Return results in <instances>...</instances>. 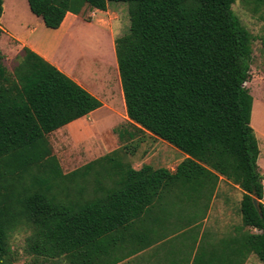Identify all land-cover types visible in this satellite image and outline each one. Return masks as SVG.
<instances>
[{
    "label": "trees",
    "instance_id": "1",
    "mask_svg": "<svg viewBox=\"0 0 264 264\" xmlns=\"http://www.w3.org/2000/svg\"><path fill=\"white\" fill-rule=\"evenodd\" d=\"M27 1L50 30L69 13L128 4L130 31L115 40L127 117L187 158L174 172L136 170L128 159L137 151L124 145L64 172L50 135L102 102L31 49L13 70L0 49V264L17 263L12 239L23 230L26 264L122 263L155 244L140 228L135 250L132 229L157 208L187 222L177 232L194 235L188 264H246L251 255L264 264V175L246 86L256 38L233 10L239 0ZM3 14L0 0V39ZM222 183L242 192V223L218 236L202 229Z\"/></svg>",
    "mask_w": 264,
    "mask_h": 264
},
{
    "label": "rangeland",
    "instance_id": "2",
    "mask_svg": "<svg viewBox=\"0 0 264 264\" xmlns=\"http://www.w3.org/2000/svg\"><path fill=\"white\" fill-rule=\"evenodd\" d=\"M249 2L251 0H239L233 6V10L256 38L253 45L251 81L246 86L254 98L252 127L256 132L260 150L264 151V7L255 12L254 5ZM4 4L1 28L5 34L0 39V49L5 56L7 67L13 70L20 49L13 36H22L30 31L35 16L30 11L27 0H4ZM80 17L84 22L75 27L68 43L64 44L63 37L55 55L59 58H67L63 63H67L70 68H74L83 78L91 82L92 86H96L98 81L105 78L108 71L111 75L114 71L116 74V65L115 70L112 71L111 67L102 60L104 56L102 53L110 52L109 55L114 63L111 38L114 37L116 40L129 33L131 24L129 5L113 3L107 12L88 8ZM62 45L64 48H61ZM84 46L87 48L86 53L93 55L95 50L99 57L87 56L83 60H74L73 53L85 48ZM80 125H83L86 131H82ZM74 127L79 128L75 137H71L65 128L49 137L54 154L59 159L64 172L79 169L124 145L130 148L129 151H137L128 159L133 165L136 161L149 159L148 163L153 167L173 171L183 157L179 150L168 143L136 131L127 116L119 117L107 108L100 109L93 117L81 120L72 126ZM124 132L127 133L121 142L119 134ZM129 134H135L133 141ZM261 170L264 175V168ZM242 196L239 189L222 183L219 198L216 201L219 226L215 227L214 231L218 236L228 234L236 225L242 223L240 213ZM29 235L30 232L23 230L13 236L12 247L17 258L16 264H26L31 261L26 250ZM247 264L263 263L256 255H251Z\"/></svg>",
    "mask_w": 264,
    "mask_h": 264
},
{
    "label": "crops",
    "instance_id": "3",
    "mask_svg": "<svg viewBox=\"0 0 264 264\" xmlns=\"http://www.w3.org/2000/svg\"><path fill=\"white\" fill-rule=\"evenodd\" d=\"M86 10H84V12H86ZM4 11H5V4H4ZM81 22L84 21L81 19L80 16L69 13L66 16L60 29L50 30L45 26L44 21L41 18L35 16L33 19V26L30 31H28L25 35L22 36H16V35L13 36L15 38V41L18 42V47H20L18 53H20L25 47L36 52L37 54L42 56L45 60L56 66L60 71H62L71 79H73L76 83H78L81 87L87 90L90 94H92L97 99H99L103 104V107L100 109L103 108L110 109L115 115L125 118V116H127V111H126L123 88H122L118 62L115 52L114 37L111 38L112 41L111 46L114 56L113 65L114 66L116 65V74L114 72V74L111 75L110 71H108L104 76L105 78L101 81H98V83H96V86H92L91 82L83 78V76L80 75L78 72H76L74 68H70V66L67 63H63L65 59L59 58L57 55H55V51L59 47L60 41L63 39V37L65 39L64 44L68 43V39L71 37L73 30L78 24H81ZM61 48H64V45H62ZM77 58L78 56H76L74 60H76ZM107 58L110 60V57L107 56ZM107 58L106 55H104L102 57V60L107 62L108 61ZM78 60H83V59H80L79 57ZM99 110L91 113L89 116L83 119L93 117ZM81 120L73 122L68 126L64 127L65 130H68L67 132L71 137H75L76 135L75 133L79 132L78 131L79 128L77 127L72 128V126L78 124ZM80 126L78 127H80L82 131H86L83 125ZM62 129L58 131H61ZM181 154H182L181 156L183 157L180 163L187 158L186 155H184L183 153ZM105 155H102L101 157ZM148 160L149 159L142 160L141 162L136 161V164L133 165L134 169L140 170L144 164L151 165L150 163H148ZM258 164L260 170L261 168H264V151L260 150V157L258 160ZM176 168H174L172 172H174ZM75 170L66 173H71ZM221 185L218 188V195L216 196V198L213 199L208 215L203 223V229H202L203 232L205 229H207L212 233H215L214 228L219 226V218L216 215V211H217L216 201L219 198ZM176 212L177 211H173L171 209H168L167 211L157 208L153 210L151 213H149L146 221L143 224L141 223L136 227V221H135L132 229L133 248L137 250L141 247L142 242L141 243L136 242L137 241L136 232L140 228H142L141 231L147 230L149 232V233L147 232L148 241L150 243L154 242L155 244L146 250L143 251L141 250L140 253L133 255L131 258L119 264H188V258L193 246L192 244L194 243V235L190 236L188 234H185L186 236L185 239H182L181 236L183 235V233H186V230H184V232L183 231L177 232V230L182 225H186L187 222L184 221V218H177Z\"/></svg>",
    "mask_w": 264,
    "mask_h": 264
},
{
    "label": "bare ground",
    "instance_id": "4",
    "mask_svg": "<svg viewBox=\"0 0 264 264\" xmlns=\"http://www.w3.org/2000/svg\"><path fill=\"white\" fill-rule=\"evenodd\" d=\"M87 46V45H86ZM85 47V46H84ZM98 48V47H97ZM86 47L85 48H83V49H80V50H78L77 51V53L76 52H74L73 53V55L76 57V56H78V58L76 59V60H78L79 59V57H80V59H84V57H86L87 58V56L89 57V58H94V57H99L98 56V54H97V52L95 51V50H93V55H90V53L88 54V53H86ZM109 53L110 52H105V53H102V54H104V55H106V58H107V56L108 57H110V60L107 58V65H109L110 67H111V69H112V71L113 70H115V67H114V63H113V60L111 59V55H109ZM71 58V57H70ZM70 58L68 59V61L70 60ZM67 58H65V60H66ZM74 59V58H73ZM103 62V61H102ZM105 62V61H104ZM115 72V71H114Z\"/></svg>",
    "mask_w": 264,
    "mask_h": 264
},
{
    "label": "water",
    "instance_id": "5",
    "mask_svg": "<svg viewBox=\"0 0 264 264\" xmlns=\"http://www.w3.org/2000/svg\"><path fill=\"white\" fill-rule=\"evenodd\" d=\"M254 204H255L256 209H257L258 211H260V202H259L257 199H255V200H254Z\"/></svg>",
    "mask_w": 264,
    "mask_h": 264
}]
</instances>
